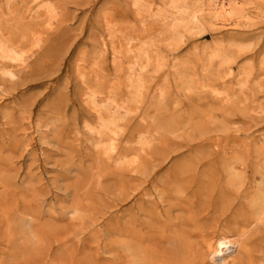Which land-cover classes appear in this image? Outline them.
I'll return each mask as SVG.
<instances>
[{
    "label": "rangeland",
    "instance_id": "rangeland-1",
    "mask_svg": "<svg viewBox=\"0 0 264 264\" xmlns=\"http://www.w3.org/2000/svg\"><path fill=\"white\" fill-rule=\"evenodd\" d=\"M133 1L54 0L46 31L22 4L0 0L2 39L29 57L17 80L0 73V264H264L253 210L264 194V0H247L260 11L253 23L231 31L206 21L178 48L167 46L166 24L148 19L169 0L141 10ZM128 42L166 57L141 74L136 100ZM212 49L229 65L207 59ZM91 90L131 113L110 159L84 126L97 122Z\"/></svg>",
    "mask_w": 264,
    "mask_h": 264
},
{
    "label": "bare ground",
    "instance_id": "bare-ground-1",
    "mask_svg": "<svg viewBox=\"0 0 264 264\" xmlns=\"http://www.w3.org/2000/svg\"><path fill=\"white\" fill-rule=\"evenodd\" d=\"M143 0H134L133 5L138 8V10H141V7H143ZM145 1V0H144ZM249 1V0H248ZM13 2H19V4H22V8L26 7V16L24 19H29V22H36L37 25L40 24L41 26L45 25L46 26V31H49L53 28L54 22L56 20V7L54 5V0H29L28 2L26 0H7V6H11ZM36 2L37 5L34 8L30 7V4ZM54 2V3H53ZM163 2V1H162ZM145 3H147L145 1ZM167 2H165L166 4ZM132 5V6H133ZM146 5V4H145ZM152 5V4H151ZM252 5L251 3H248L247 0H169L167 6L168 9H159L155 14L151 10L152 7H149L150 5H147L146 12L151 10V14L148 19H155L162 24L167 25L166 32L168 33L166 36L168 38L166 39L170 41V43L167 46H173L177 47L181 46L183 41L185 42V36L187 34H190V37L194 34L195 31L201 30L200 28L204 25V23L207 21L211 27L216 28V29H227V30H235L239 29L241 23L242 24H251L253 21L256 20V18L259 16V9H254L250 7ZM17 6V5H16ZM153 6V5H152ZM166 6V5H165ZM166 6V7H167ZM144 9V8H143ZM166 9V8H165ZM9 10V9H8ZM255 10V11H254ZM262 10V9H261ZM12 11V10H11ZM145 11V10H144ZM14 12V11H13ZM139 13V12H138ZM140 14V13H139ZM138 14V15H139ZM143 15V14H142ZM145 15V14H144ZM258 15V16H257ZM146 16V15H145ZM142 17V16H141ZM146 18V17H145ZM148 21V20H147ZM154 21V20H153ZM143 23H146L145 19L142 21ZM149 22V21H148ZM160 23V25H161ZM207 24V23H206ZM149 25V24H147ZM150 26V25H149ZM145 27V24H144ZM148 26H146L147 28ZM204 27V26H203ZM145 28V29H146ZM160 28V27H159ZM244 28V27H243ZM144 29V30H145ZM162 29V28H161ZM159 30V29H158ZM226 30V31H227ZM161 31V30H160ZM198 31V33H199ZM203 31V29L201 30ZM213 31V30H212ZM1 32V31H0ZM113 34V33H111ZM146 34V33H145ZM192 34V35H191ZM202 34V33H201ZM159 35V34H158ZM198 35V34H197ZM200 35V34H199ZM41 36V34H40ZM145 36V35H144ZM4 37V35L2 36ZM0 35V61H10V64L0 66V73L2 75H5L11 80L17 76V68H26L27 67V62H28V55L24 50H22L17 44V46L13 43L10 44L7 41L3 40ZM162 37V36H161ZM111 38V37H110ZM158 39V38H157ZM189 39V38H188ZM41 38L37 39L36 42L33 43V45L36 47L38 43L40 42ZM113 40V37H112ZM132 40V39H131ZM134 40V39H133ZM129 41V40H128ZM136 41V40H135ZM139 41V40H138ZM153 41V40H152ZM219 41V40H218ZM11 42V41H10ZM132 42V41H131ZM111 43V42H110ZM117 43V42H116ZM113 42V44H116ZM19 44V43H18ZM112 44V43H111ZM122 44V43H121ZM144 44V43H143ZM146 44V43H145ZM32 45V46H33ZM105 45V44H104ZM136 45V44H135ZM135 45H130V42L127 43V50L126 54L129 55L128 57V70L130 71L129 77L127 78L128 81V87L129 89L132 90L133 94V99L136 100V98L140 97L142 93V89L144 88V77L141 75L143 72L146 71V69L150 68L152 62H157L158 66H161L160 62L165 61L166 57L161 56L160 54L156 55L154 58L150 52L143 49H140L139 51H135ZM115 46V45H114ZM121 46V45H120ZM125 46V45H124ZM149 46V45H148ZM151 46V45H150ZM149 46V47H150ZM141 46H139L140 48ZM105 48V47H104ZM221 48V47H220ZM113 56L114 60L113 62L115 64H118V68H121L124 63H119V61L122 59L121 57L125 55L121 52V50L118 49V47H113ZM137 49V48H136ZM151 49V48H150ZM124 50V49H122ZM214 50V49H212ZM242 50V49H241ZM154 52V51H152ZM157 52V51H156ZM226 52V51H225ZM95 53V52H94ZM171 53V52H170ZM227 53V52H226ZM224 53L223 51L219 49H215L212 51V53L209 57L207 56V59L211 58L215 60V58L220 59L219 61H222V64H228L229 61L232 59L230 57H227V54ZM206 56V55H205ZM231 56V55H230ZM126 58V56H125ZM206 58V57H205ZM210 59V60H211ZM217 59V60H218ZM156 60V61H155ZM180 60V59H179ZM206 60V59H205ZM174 64L173 67L178 68V66L182 65L183 62H178L177 56H174ZM209 61V60H208ZM207 62V61H206ZM210 62V61H209ZM208 62V63H209ZM215 62V61H214ZM1 63V62H0ZM163 63V62H162ZM166 63V62H165ZM212 63V62H211ZM231 64V63H230ZM2 65V63H1ZM210 65V64H208ZM205 65V66H208ZM229 65V64H228ZM227 65V67H228ZM127 66V65H126ZM219 66V65H218ZM223 66V65H222ZM162 67V66H161ZM28 68V67H27ZM85 69V68H84ZM153 68H151L152 70ZM163 69V68H161ZM185 69V68H184ZM217 69V68H216ZM223 69V68H222ZM248 69H251L248 68ZM25 70V69H24ZM80 70V68H79ZM83 70V68H82ZM229 70V69H228ZM252 70V69H251ZM81 71V70H80ZM87 71V70H86ZM121 71V70H120ZM149 72V70H147ZM172 71L174 72L173 68ZM176 71V70H175ZM179 71V69H178ZM186 71V69H185ZM231 71V70H229ZM152 72V71H151ZM155 72V71H154ZM227 72V71H226ZM249 72V71H248ZM83 73V72H82ZM129 73V72H128ZM156 73V72H155ZM245 73V72H243ZM146 74V73H145ZM224 74H226L224 72ZM223 74V75H224ZM249 74V73H248ZM80 75V73H79ZM83 75V74H82ZM221 75V74H220ZM230 75V74H229ZM242 74H237L234 78H238ZM244 75V74H243ZM242 75V76H243ZM84 76V75H83ZM184 77V74L182 75ZM188 75H185V77ZM193 76V75H192ZM251 76V74H250ZM4 77V76H3ZM19 77V76H18ZM146 77V76H145ZM149 77V75H148ZM245 78V76H243ZM248 78L249 75L247 76ZM83 78V77H82ZM176 78V77H175ZM182 78V77H179ZM195 78V77H194ZM220 78V77H219ZM218 78V79H219ZM225 78V77H224ZM8 79V78H7ZM17 80V78H15ZM14 79V80H15ZM146 79V78H145ZM148 79V78H147ZM187 79V77H186ZM240 79V78H239ZM181 80V79H179ZM188 80V79H187ZM190 80V79H189ZM241 80H243L241 78ZM192 80H190L191 83ZM238 81V80H237ZM180 82V81H179ZM184 82V81H183ZM186 82V81H185ZM247 82V80H246ZM86 84V83H85ZM122 84V83H121ZM193 84V83H192ZM261 84V83H260ZM259 84V86H260ZM191 85V84H190ZM199 85V84H198ZM236 85V84H235ZM239 86L243 87L245 84L243 82L238 83ZM121 86V85H120ZM186 86V85H184ZM193 86V85H191ZM196 86V85H195ZM194 86V87H195ZM237 86V85H236ZM246 87V86H245ZM110 88V87H109ZM198 88V87H197ZM89 89V88H88ZM194 89V88H193ZM196 89V88H195ZM246 89V88H245ZM188 90V89H186ZM163 91V90H162ZM243 91V90H242ZM113 92V91H112ZM216 92V91H215ZM237 92V91H236ZM161 93V92H160ZM242 93V92H241ZM244 93V92H243ZM85 95V94H84ZM99 94L96 91L91 90L89 94L87 95V100L91 104L90 106L92 107L91 111H95L97 113V122L95 124H92L90 122H86L84 126H86L87 130L89 131L90 134L96 136V148H101L103 151L104 156L109 157L113 153H115L118 149V137L121 132V126L120 122L124 119V116L128 115L130 113L129 110L124 105H121L117 103L116 101L118 100H110V99H101L98 96ZM228 96V95H226ZM114 98V97H113ZM129 99V98H128ZM225 100V99H224ZM248 100V99H246ZM227 101V100H225ZM228 102V101H227ZM226 102V103H227ZM139 103V102H138ZM241 103V102H240ZM253 103V102H252ZM89 105V104H88ZM131 106L130 104H128ZM90 111V112H91ZM263 111V110H262ZM261 112V111H260ZM131 114V113H130ZM87 121V120H86ZM93 122V121H92ZM169 126V124H168ZM40 128V126H39ZM38 130V129H37ZM86 131V130H85ZM156 131V130H155ZM152 132V131H151ZM147 134V133H146ZM37 135V134H36ZM148 135V134H147ZM87 136V135H86ZM94 136V137H95ZM145 136V135H144ZM41 137V136H40ZM143 138V136H141ZM153 137V136H151ZM40 139V138H39ZM87 140V139H86ZM149 140V139H148ZM138 141V140H137ZM48 142V141H47ZM90 142V141H89ZM44 143V142H43ZM42 143V144H43ZM141 144H148L145 139H141L140 141ZM41 144V145H42ZM45 144V143H44ZM47 144V143H46ZM51 145V144H50ZM94 145V144H93ZM138 145V144H137ZM151 146V145H150ZM260 146V145H259ZM149 147V145H148ZM99 152V151H98ZM147 152V150H146ZM131 153V152H130ZM148 153V152H147ZM101 155V154H100ZM134 155V154H133ZM115 156V155H114ZM118 156V155H117ZM111 157V156H110ZM109 157V159H110ZM140 158V157H139ZM108 159V158H106ZM112 159V158H111ZM128 159V156H123L119 157L116 159L115 163L118 165L124 164ZM103 161V160H102ZM130 161L129 164H133L137 162V159L134 160H128ZM110 162V161H109ZM128 163V162H126ZM108 164V163H107ZM129 165V166H130ZM230 165V164H229ZM231 165H233L231 163ZM131 167V166H130ZM230 168V167H229ZM228 168V169H229ZM234 168V167H233ZM122 169V168H121ZM125 169V168H124ZM232 169V168H231ZM235 169V168H234ZM234 169L232 171H234ZM230 171V173L232 172ZM238 171V170H237ZM229 173V174H230ZM235 173V171H234ZM234 173L232 175H234ZM238 176V173H236ZM229 176V175H228ZM235 176V175H234ZM231 177V176H230ZM235 179V178H234ZM245 179V178H244ZM264 179V178H263ZM238 180V179H237ZM243 181V179H240ZM262 180V179H261ZM240 182V181H238ZM264 181H262L263 183ZM78 185V184H77ZM261 185V184H260ZM263 187V186H262ZM261 188V187H260ZM264 188V187H263ZM259 189V188H258ZM257 189V191H258ZM262 190V188H261ZM264 191V189H263ZM257 195V194H256ZM264 197V194L262 195ZM263 197H258L255 198L257 199L254 206L255 208L253 209L255 212V216L257 221H263L264 220V201ZM254 201V200H253ZM251 203V200H250ZM252 204V203H251ZM252 204V205H253ZM77 209H73L72 211L68 212V214L76 216ZM254 215V214H253ZM79 219V218H78ZM24 222V221H23ZM26 222H28L26 220ZM25 222V223H26ZM27 224V223H26ZM10 226V225H9ZM27 226V225H26ZM22 227V226H21ZM20 227V228H21ZM23 228H25L23 226ZM10 230V229H9ZM12 231V230H11ZM19 231V230H17ZM16 231V233H17ZM24 236V234H22ZM21 236V235H20ZM22 237V236H21ZM222 248V247H221ZM218 247V249H221ZM141 255V254H139ZM137 262H140L137 260ZM136 263V262H135ZM137 264V263H136Z\"/></svg>",
    "mask_w": 264,
    "mask_h": 264
}]
</instances>
